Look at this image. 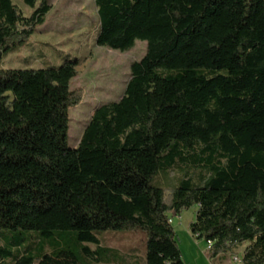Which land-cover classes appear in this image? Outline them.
Listing matches in <instances>:
<instances>
[{
	"label": "trees",
	"instance_id": "1",
	"mask_svg": "<svg viewBox=\"0 0 264 264\" xmlns=\"http://www.w3.org/2000/svg\"><path fill=\"white\" fill-rule=\"evenodd\" d=\"M94 1L98 47L147 48L124 96L99 107L71 148L79 60L4 70L51 6L22 0L26 17L0 0V231L42 243L73 233L97 264L113 260L96 233L144 231L146 264H185L169 214L197 207L190 231L208 259L248 244L242 264H264V0ZM177 167L185 175L166 197L157 179ZM23 243L0 246V264H84Z\"/></svg>",
	"mask_w": 264,
	"mask_h": 264
},
{
	"label": "rangeland",
	"instance_id": "2",
	"mask_svg": "<svg viewBox=\"0 0 264 264\" xmlns=\"http://www.w3.org/2000/svg\"><path fill=\"white\" fill-rule=\"evenodd\" d=\"M12 2L26 17L33 12L22 0ZM49 4L51 11L45 24L37 29L22 49L3 59L2 68L39 70L59 67L65 61L79 60L77 76L72 81L71 88L82 93V101L69 111V146L74 148L78 146L96 110L105 104L118 102L124 96L130 80V67L143 59L147 43L138 41L131 51L125 53L98 47L96 38L99 21L94 0H49ZM184 175L183 167H177L158 177L157 183L165 189L166 197L172 194L171 189L177 186ZM188 175L194 176V171L189 170ZM196 212L197 207H193L183 211L179 217L169 214V218L173 220L175 240L185 264H212L206 254L208 244L204 240H198L190 231ZM96 236L102 248L112 250V253H107L113 260L112 264H146V232L103 231L96 233ZM23 240L24 243L19 247L21 251H26L28 247L37 251L43 248L45 253L51 254L56 246H61L73 252L81 263L97 264L85 255L73 233L42 243L36 232L0 231V246ZM84 246L97 249L92 244ZM247 246L245 244L234 252L223 253L212 260L217 264H242ZM234 257H238L241 262H235ZM104 262L100 264H105Z\"/></svg>",
	"mask_w": 264,
	"mask_h": 264
},
{
	"label": "built area",
	"instance_id": "3",
	"mask_svg": "<svg viewBox=\"0 0 264 264\" xmlns=\"http://www.w3.org/2000/svg\"><path fill=\"white\" fill-rule=\"evenodd\" d=\"M170 223L173 224V220H170ZM234 261L237 263L241 262L238 257H234Z\"/></svg>",
	"mask_w": 264,
	"mask_h": 264
},
{
	"label": "crops",
	"instance_id": "4",
	"mask_svg": "<svg viewBox=\"0 0 264 264\" xmlns=\"http://www.w3.org/2000/svg\"><path fill=\"white\" fill-rule=\"evenodd\" d=\"M217 258H218V257H217ZM211 261H212V262H211L212 264H217L215 261H213V260H211ZM219 264H221V263H219Z\"/></svg>",
	"mask_w": 264,
	"mask_h": 264
}]
</instances>
